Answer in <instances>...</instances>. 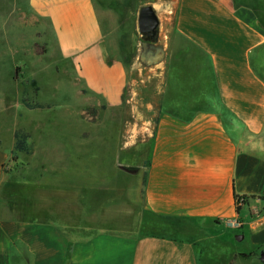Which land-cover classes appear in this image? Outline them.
<instances>
[{
  "label": "crops",
  "instance_id": "0c3cea01",
  "mask_svg": "<svg viewBox=\"0 0 264 264\" xmlns=\"http://www.w3.org/2000/svg\"><path fill=\"white\" fill-rule=\"evenodd\" d=\"M29 5L48 24L53 52L72 71L76 89L104 105L103 113L116 116L114 123L123 121L126 105L135 113L137 81L129 78V58L132 52L135 66L137 15L127 32L121 24L111 27L115 12L95 0H29ZM164 46L139 228L136 222L125 232L106 225L105 182H72L69 166L58 174L50 158L41 160L47 164L42 171L33 152L28 157L15 151L13 133L9 151L0 141V264L259 261L264 0H177L174 29ZM131 84L135 89L127 98ZM75 105L83 121L84 110ZM152 117L150 109L147 120ZM256 219L259 225L251 229ZM234 220L243 226L231 227ZM144 227L167 233L142 232ZM236 236L248 238L250 253L234 251Z\"/></svg>",
  "mask_w": 264,
  "mask_h": 264
},
{
  "label": "rangeland",
  "instance_id": "374dc122",
  "mask_svg": "<svg viewBox=\"0 0 264 264\" xmlns=\"http://www.w3.org/2000/svg\"><path fill=\"white\" fill-rule=\"evenodd\" d=\"M95 1L99 8L115 12L111 27L121 24L127 32L132 15H137L142 6H152L159 19L158 39L151 48L142 47L137 32L135 66L130 52L129 78L137 81L135 113L131 105H126L123 121L114 123L116 116L103 113L106 107L78 85L82 94H77L72 71L53 52V34L48 24L34 14L29 0H0V141L1 147L9 151L12 135L17 134L26 148L21 153L31 157L33 152L42 171L47 164L41 160L50 158L57 161L58 174L69 166L72 182H105V196L110 201L105 223L125 232L132 230L135 222L139 228L142 185L159 101L158 72L165 57L164 45L174 29L177 0ZM157 48L163 51V58L148 64ZM134 86L128 87L127 98L133 96ZM75 104L84 110L83 121L75 115ZM150 109L152 122L147 120ZM141 231L167 233L151 227ZM234 240V251H252L248 238ZM235 264L264 263L248 259L236 260Z\"/></svg>",
  "mask_w": 264,
  "mask_h": 264
},
{
  "label": "water",
  "instance_id": "95a60500",
  "mask_svg": "<svg viewBox=\"0 0 264 264\" xmlns=\"http://www.w3.org/2000/svg\"><path fill=\"white\" fill-rule=\"evenodd\" d=\"M136 24L138 33L142 39V47L151 48L152 44L158 39L160 22L152 6H142L137 13ZM164 54L160 48H157L156 53L147 61L148 64L158 63ZM237 240H241L242 236H236ZM259 261L264 263V250L259 253Z\"/></svg>",
  "mask_w": 264,
  "mask_h": 264
},
{
  "label": "trees",
  "instance_id": "16d2710c",
  "mask_svg": "<svg viewBox=\"0 0 264 264\" xmlns=\"http://www.w3.org/2000/svg\"><path fill=\"white\" fill-rule=\"evenodd\" d=\"M23 104L28 107L26 104H25V101L23 100ZM154 125H156V122H154ZM154 136H155V126H154V132H153V140H154ZM15 139H16V143H15V151H18V152H23L26 150L25 146H24V143L22 142V140H19V136L17 134H15ZM150 157H151V154H150ZM150 166V159L147 161V164H146V169L148 170ZM147 174V172H146ZM145 179H146V176H145ZM145 182V181H144ZM243 257H247V255H242ZM232 264V263H230Z\"/></svg>",
  "mask_w": 264,
  "mask_h": 264
},
{
  "label": "built area",
  "instance_id": "2783aa9c",
  "mask_svg": "<svg viewBox=\"0 0 264 264\" xmlns=\"http://www.w3.org/2000/svg\"><path fill=\"white\" fill-rule=\"evenodd\" d=\"M229 225L233 228H240L243 226V223L239 220H234V221L229 222ZM258 225H259V221H258V219H256V220L250 222L249 227L251 229H255Z\"/></svg>",
  "mask_w": 264,
  "mask_h": 264
}]
</instances>
